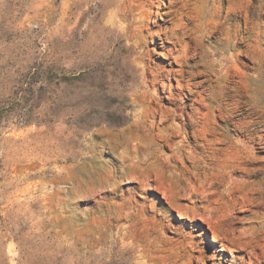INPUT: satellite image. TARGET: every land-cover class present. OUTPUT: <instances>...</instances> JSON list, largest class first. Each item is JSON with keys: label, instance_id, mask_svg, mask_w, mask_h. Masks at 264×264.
<instances>
[{"label": "rangeland", "instance_id": "obj_1", "mask_svg": "<svg viewBox=\"0 0 264 264\" xmlns=\"http://www.w3.org/2000/svg\"><path fill=\"white\" fill-rule=\"evenodd\" d=\"M0 264H264V0H0Z\"/></svg>", "mask_w": 264, "mask_h": 264}]
</instances>
